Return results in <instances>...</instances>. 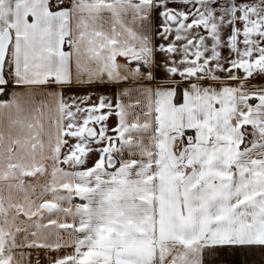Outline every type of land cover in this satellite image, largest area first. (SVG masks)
I'll list each match as a JSON object with an SVG mask.
<instances>
[{
    "label": "snow or ice",
    "instance_id": "6c2138e0",
    "mask_svg": "<svg viewBox=\"0 0 264 264\" xmlns=\"http://www.w3.org/2000/svg\"><path fill=\"white\" fill-rule=\"evenodd\" d=\"M0 264H264V0H0Z\"/></svg>",
    "mask_w": 264,
    "mask_h": 264
},
{
    "label": "crops",
    "instance_id": "0c3cea01",
    "mask_svg": "<svg viewBox=\"0 0 264 264\" xmlns=\"http://www.w3.org/2000/svg\"><path fill=\"white\" fill-rule=\"evenodd\" d=\"M230 259H231V258H230ZM236 259H238V257H237Z\"/></svg>",
    "mask_w": 264,
    "mask_h": 264
}]
</instances>
